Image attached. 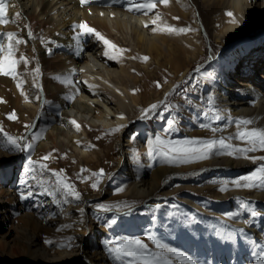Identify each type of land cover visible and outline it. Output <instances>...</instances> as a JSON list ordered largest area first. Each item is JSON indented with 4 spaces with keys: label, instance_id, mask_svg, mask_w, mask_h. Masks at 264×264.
I'll return each mask as SVG.
<instances>
[{
    "label": "bare ground",
    "instance_id": "obj_1",
    "mask_svg": "<svg viewBox=\"0 0 264 264\" xmlns=\"http://www.w3.org/2000/svg\"><path fill=\"white\" fill-rule=\"evenodd\" d=\"M134 2L143 0H90L85 5H81L80 0H5L6 18L10 22L0 24L2 33L17 31L12 24L17 13L20 16H28L38 12L43 23L51 25L50 31L53 34L50 42L53 44V51L60 66L57 72L47 75L59 93L58 107H55L57 112L54 114L55 110H50L51 129L44 132L38 151H32L35 160L47 164L49 170H41L39 164L30 166L28 162L30 158H24L25 160L22 158L23 151L17 150L8 142L7 137L11 134L3 124H0V128L3 129L0 132V168H4L7 175V178L0 179V264L10 263L9 261H17L18 264H75L76 260L77 264H128L133 259L122 257L124 263L116 259L111 245L112 234L108 231L106 235L103 233V220L97 217L89 198L76 187L74 188L80 193L81 199L76 200L69 196L52 174L59 171L51 168L49 162L41 161L37 155L43 147L52 149L49 142H53V135H56L62 147H68L71 156L85 160L99 157L101 154L96 150L94 141L89 140L92 127L116 128L121 124L119 134L123 133L124 139L131 136L132 122L145 115V110L133 114L136 105L131 98L140 88L143 90L148 88L146 82L138 86V80L146 79L142 68L147 69V66H139L138 62L141 60L139 52L135 48H127L130 51L127 52L126 46L118 37H124L134 46H138L159 66H167V72L172 71V78L167 83V99L171 97L181 80L186 78L191 86L198 90V101L195 104L198 107L195 108L198 112L196 128L188 131V137L178 141L167 139V146L185 140L223 138L235 146L246 147L244 142L235 138L236 122L250 119L253 124L247 127L264 128V0H203L209 4L210 14L200 8L196 10L194 5L198 0H169L167 5L159 3L151 11H130L129 5ZM229 12L233 15L229 16ZM157 16L160 19L157 20ZM154 20L155 24L152 23ZM85 22L95 30L97 28L91 24L107 28L110 25L112 33L109 35L98 32L115 44L116 49L109 50L102 40L94 35L83 34L81 29L75 27ZM167 27L190 30L170 33L165 30ZM78 33L79 43L76 39ZM28 37L31 36L28 34ZM3 42L5 45L8 44L6 38ZM12 43L16 51L20 49L21 44H16L15 40ZM38 48L41 49V46ZM105 52H109V55H105ZM113 56L114 59L111 58ZM192 60H198L197 67L192 68ZM38 64L41 70L45 68L44 59L39 58ZM132 66L136 68L133 70ZM122 77L125 83H122ZM41 79L42 84H46L45 74ZM19 81H23L20 87L17 86ZM38 88L36 73L31 70L28 74L26 70H21L13 81L12 94L22 101L24 110L32 111L35 119L41 123L42 117L38 118L37 114L43 110L44 103L41 101ZM108 90L118 95L121 102L116 103V99L107 94ZM141 93L145 94L142 91ZM9 94L8 77L0 74V97H7ZM47 95L52 94L45 92L44 101L47 100ZM156 105L159 107V103ZM4 109V104L0 101V120L4 115ZM154 113H149L148 117ZM217 116L219 120L216 119ZM73 120L80 125L79 130L71 123ZM199 121H204V125L210 127H200ZM24 124L25 120L18 124L19 131ZM212 128L219 131L213 132ZM61 137L68 141L73 149L66 141L62 142ZM126 141L128 146L123 140L117 139L120 156L109 175L119 172L120 169L130 170L128 175H132V180L128 183V192L136 197L150 195L158 190H169L175 180H170L171 177L165 181L160 180L155 176V172L148 174L142 170L141 163L133 160L130 140ZM249 155L264 156V152L257 151ZM207 161L211 164L212 179L222 185H230L232 181L250 175L264 163L235 156L212 155L207 160L187 165L196 167ZM29 170L33 172L29 173ZM176 170L178 169L167 164V173L163 171L159 177L163 179L169 171ZM28 173L29 175L36 173L38 175L34 176L36 181L27 184L29 180L34 179L30 177L31 175L28 176ZM172 177L175 179L179 176L174 173ZM66 180L69 182L67 178ZM198 185L208 192L218 188ZM184 187L183 185L177 187L180 194L178 200L198 206L199 201L191 198V194L182 195ZM175 191L167 194L174 196ZM219 195L237 198L248 196L264 200V188L243 190L234 188ZM33 197L41 201H32ZM200 201L210 208L213 207V202H206L202 198ZM232 206L234 208L231 215L222 216L234 225V229L225 231L219 228L217 221L212 220L225 241L222 244H229L232 248L230 259L241 258V261L233 259L231 264H259L261 259H264V224L253 226L245 223L250 220L236 214L238 204L235 200ZM260 211L264 215V203ZM201 216L198 212L185 214L180 221L181 216L172 212L168 219L172 222L169 228L167 214L162 217L161 224H157L156 219L151 218V224H145L144 228L157 229L158 232L152 229L151 234L155 237V242L146 234L125 236L123 242L128 238L139 237L149 244L150 254L165 250V255L171 258L173 263L187 264L182 257L167 251L168 248H174L193 258L197 264H201L196 251L209 252L210 249L213 251L207 241L199 240L204 235L197 232L199 227L194 228V231L190 227V223L193 226L203 219ZM28 222L32 223L35 229H30ZM41 229L47 230L46 237L40 233ZM186 231L192 236L187 237ZM71 236L74 237L67 244L61 242L50 246L46 242L47 239L54 237L65 239ZM87 236L92 238L89 245L86 242ZM14 246L21 249L25 255L24 259L18 260L8 254L7 248L13 249ZM150 247H153L154 251H151Z\"/></svg>",
    "mask_w": 264,
    "mask_h": 264
},
{
    "label": "rangeland",
    "instance_id": "obj_2",
    "mask_svg": "<svg viewBox=\"0 0 264 264\" xmlns=\"http://www.w3.org/2000/svg\"><path fill=\"white\" fill-rule=\"evenodd\" d=\"M157 5H159V2ZM194 6L196 10L197 8H200L208 14L211 13L209 4L203 2V0H198L197 4ZM162 8H164V6H162ZM12 24L14 25V28H17V31L12 30L13 33H16L18 36L16 39L26 41L25 43H21L20 49L17 51L15 50V58L19 61L16 69L17 75H19L21 70H26L28 74L31 70L36 73L39 86L38 90L41 101L44 103V108L37 114L38 118L42 117V122L38 123L39 121L37 118L35 119L34 113L29 110H24L22 101L13 96L12 84L15 78L4 75L5 77H8L10 94L7 97H0V101L3 102L5 107L4 115L0 120V124L5 126L12 137L24 138L18 141L22 147L25 145V143H30L33 146L32 151L37 152L41 145L40 140L44 132L46 133V130L49 131L52 126L49 121L50 110H55V107H58L59 93L57 92V89L52 86V82L47 77V75L50 73L52 74V72H57L59 70L60 64L55 57L53 44L50 42L51 35L53 34L50 31L51 25L48 23H43V19L40 17L38 12L29 14L28 16L19 15V17H17L16 15V20L12 21ZM91 26H95V28H97L96 30L100 31L102 35L107 36L109 33H112L110 25L108 28L92 24ZM29 33H31V37H28ZM0 34H3L1 30ZM118 38L126 46L125 50L127 52H130L127 48H135V50L139 52V56L141 58V60L138 62L139 66H147V69L142 68V70L145 72L144 74L146 79L138 80V86L146 82L148 88L146 90L140 88V90L136 92V89H134L135 93L131 100H133L136 106L134 108L133 114H137L141 110L149 109L151 105L159 103L158 110L150 117H140L137 118L135 122L133 121L131 125L132 127L130 128L131 136H126L125 139L123 133L121 135L119 134V130L122 126L121 124H118L116 128L92 127L93 131H91L89 134V140L94 141L96 150L101 154L99 157L87 160L81 159L79 157H73L68 152V147L65 146V148H63L62 144L59 142V138H57L56 135H53V142H49V146L52 149L47 147L41 148L39 154L37 153L39 159L44 162H49L51 168L62 173L73 185V187L79 188L83 195L89 198V202L92 205L91 207L95 209L97 217L103 220V233L106 235V232L108 231L110 234H112L111 245L113 251L123 242L125 236H136L140 234L151 236L153 231L158 232L155 228H150L147 230L144 228L145 224H151L150 221L153 218L156 219L157 224H161L162 217L167 214V225H169V228L172 222L168 219L172 212L181 216L179 219L180 221L182 220L183 216H185V214H195L198 212L203 216V219L201 218L199 222L193 226L190 223L191 226H189L193 229V231L194 228L199 227V231L197 230V232L204 234L202 239L199 240L207 241L210 248L213 249L212 251L209 248V252L196 251V254L200 256L198 261L200 260L199 262H201V264H231L233 263V259L236 261H241V258L236 257L230 259V255L233 253L231 250L232 248L229 244H226L227 246L222 244L225 241L223 237L219 235L216 226H214L216 224L213 221H217L219 228H223L225 231H231L234 229V225L230 221L224 219L223 216L228 217L231 215V212L234 208L232 206L233 200H235V202L238 204L236 207L237 215L249 219L251 221L250 224L253 226H257L259 224L262 225L264 224V215L260 209L264 203V200L248 196L237 198L230 197L228 195L226 197H222L219 195L221 192H228L236 187L233 184H230L227 185L226 191H221V188H223L225 185L217 184V182L212 179L210 174L212 173L210 172L211 164L208 163V161L205 164H200L196 167H191L187 164L168 162V158L165 157L161 151V149H166L167 139L178 141L179 139L188 137V131H192L196 128L195 120H197L196 115L198 112L195 108L198 107L195 104L198 101V90L195 87H192L186 78L181 80L180 84L177 85L174 92H172L171 97L167 99V83L172 78V71L167 72V66H159L155 61H152L143 50L141 51L138 46H134L131 42H129V40L124 39V37ZM40 46L41 49L38 48ZM145 56L148 57L147 61L143 59ZM21 57L24 59H21ZM39 58L44 59L46 69H40L38 64ZM25 60L27 61L26 63L24 62ZM197 64L198 60H192V68L197 67ZM132 68L134 70L136 67L132 66ZM37 69H39V73L36 72ZM43 74H45L46 84H42L41 76H43ZM126 79L131 82V80L128 78ZM116 83L121 85L118 81H116ZM122 83H125L124 77H122ZM141 91L145 94L142 95ZM45 92H50L52 95H47V100L44 101ZM107 94L113 99H116V103L121 102V98L118 95L113 94L111 90H108ZM4 100L7 102L5 103ZM164 105H167V107ZM13 112L15 113L16 118L10 119L9 117ZM55 112H57V110L54 111V114H56ZM201 118L203 119V117ZM23 120H25V124L19 131L18 124L22 123ZM169 121H174L173 130H169ZM199 124L204 125V121H199ZM158 137L164 142L163 144L156 143ZM60 139L62 142L66 141L62 137ZM117 139H121V141L123 140L125 145L127 144L126 139L130 140V150L132 157L134 158L133 160L141 163L142 170H145L148 174H150V172H155V176H157V178L160 180L165 181L170 177V180H175V183L171 186V188H169V190L166 189L165 191L164 189L158 190L150 195L136 197L128 192L127 186H129L128 183L132 180V175H128L130 170L120 169L119 172H113L111 175H109V172H111L115 167L116 159L120 156V148L117 146ZM41 141H43V139ZM66 143L69 144L68 141H66ZM82 144L86 145L85 143ZM69 146L73 149L70 144ZM151 149L155 150L151 151ZM32 151H23L21 153L22 158H31L35 160ZM44 156H49L50 158L48 160H43L42 158ZM167 164L177 168L178 170L169 171L168 175L166 174L162 179L159 177V175L163 171L167 173ZM0 169V179L5 177L7 178L4 168ZM101 169L103 170L102 176L94 175L99 173ZM32 170H29V173L33 172ZM29 173L28 176L31 175L30 177L34 179L30 178L31 180H29L27 184L32 181H36L34 176H38L36 173H31L30 175ZM174 173H176L179 177H175L174 179V177H172ZM93 184H96L97 187H93ZM198 184L216 186V188H218L216 190H209L208 192V190L203 189V187L199 186ZM179 185L185 186L182 189V195L191 194V198L199 201V203H197L198 206H195L193 203L192 205L189 204L191 202L185 203L178 200V198H180V194L177 191V187ZM121 189L123 190L121 191ZM238 189L243 190L245 188ZM173 190H176V195L171 196L167 194ZM188 197H190V195ZM200 198L209 203L213 202V207L210 208L209 206L204 205V203L200 201ZM34 199L35 198L33 197L32 201H41L39 198H37L39 200ZM40 204L42 203L40 202ZM242 204H248L249 208L243 207ZM201 205H204V207H199ZM197 207L199 208L197 209ZM251 210L257 211L259 215L253 218L251 216ZM112 220H115L116 223L112 224ZM204 220H206V222ZM28 225L30 229H35L32 223L28 222ZM158 226L159 225H157V227ZM138 227L143 229L139 230ZM238 229L241 231L240 228ZM40 233L46 237L47 230L41 229ZM185 234L187 237L192 236L189 231H186ZM73 237L74 236L66 237L65 239L54 237V239L47 240L52 242L50 244V246H52L61 242H66L67 244L71 241V239H73ZM91 241L92 238L87 236V245H89ZM146 244L149 246L148 243ZM220 246L222 247L220 248ZM65 248H67V245H65ZM150 249L151 251H154L153 247H150ZM7 250L8 254L18 260L25 258L24 253L18 246H14L13 249L8 247ZM156 253L160 254L158 264H165L166 261H170L171 264H175L172 262L171 258H168L165 255V250ZM9 262L10 263L1 262V264H18L17 261ZM119 262L124 263L125 260L120 259ZM74 263L77 264L78 261L76 260Z\"/></svg>",
    "mask_w": 264,
    "mask_h": 264
},
{
    "label": "snow or ice",
    "instance_id": "obj_3",
    "mask_svg": "<svg viewBox=\"0 0 264 264\" xmlns=\"http://www.w3.org/2000/svg\"><path fill=\"white\" fill-rule=\"evenodd\" d=\"M81 5L88 4L90 0H80ZM163 3L167 5L169 0H143V2H134L129 5V10L135 11H151L157 7V3ZM7 15V4L5 0H0V24H7L9 21L6 18ZM229 16H232L233 13L229 12ZM17 17H19V13H17ZM160 19L157 16V20ZM178 19V18H177ZM153 24L156 23V20L152 21ZM146 27L148 25H145ZM82 30L83 34L87 35H94L95 37L99 38L104 42L109 50L116 49V45L113 44L110 40H107L103 37L98 31L94 28H91L87 25V23H80L75 26ZM154 31L156 29H153ZM165 30L168 32H187L190 29L187 28H180L175 29L172 27H167ZM31 35V33H29ZM17 34L13 32L3 33L0 34V74L5 76H12L16 78L17 76V65L19 61L15 58V46L12 43L15 40L16 44L25 43L26 41L21 39H16ZM7 39L8 44H4V39ZM77 42L79 43L80 34L78 33ZM123 51V50H120ZM105 55H109V52H105ZM115 58V56L111 57ZM21 59H24L21 57ZM145 61L148 60V57L145 56L143 58ZM27 62L26 60L24 61ZM39 73V69L36 70ZM23 81L18 82V87L21 86ZM159 86V84H158ZM39 99V97H37ZM167 107V105H164ZM158 110V105L153 104L149 109L145 110V115L142 118H147L148 114L151 112H156ZM16 118L15 113L13 112L10 117ZM219 120V116L216 117ZM77 130L80 129V125L76 123V121H71ZM253 121L250 119H241L236 122L237 133L235 138L244 142L246 147H238L230 142H226L225 139L221 138L217 139H204V140H185L183 142H177L176 144H169L166 146V149H161L162 154L168 158L169 163H181L187 164L196 161H202L209 159L212 155H228V156H235L236 158H243L246 160L255 161H264V156H250L249 153H255L257 151L264 152V128H249L248 125H252ZM169 130L174 129V121L168 122ZM201 127H210V125H201ZM3 129L0 128V132ZM213 132L219 131L217 128H212ZM7 135V133H5ZM8 142L13 145L19 151H32L33 146L30 143H25L22 147L21 144L18 142L24 138L17 137L13 138L8 136ZM231 138H229L230 140ZM157 144H163L164 142L160 140L158 137L156 140ZM151 147V146H150ZM155 149H151L154 151ZM49 156H44L43 160H48ZM29 165H36L39 164L41 170H49L48 165L44 163H40L39 161L29 159ZM55 177L62 189L69 195L74 197L76 200L81 199V195L79 192L75 190L73 185L67 182L66 178L60 172H53L52 173ZM94 175L102 176L103 170L101 169L99 173ZM236 188H247V189H254V188H264V163H261L260 166L253 171L250 175L242 176L234 181L231 182ZM93 187H97L96 184H93ZM123 189H121L122 191ZM227 185L221 188V191H226ZM26 198V197H22ZM243 207L249 208L248 204H242ZM259 213L255 210H251V216L253 218L257 217ZM251 221H245V223H250ZM112 224H115L116 221L112 220ZM149 239L155 242V237L149 236ZM47 243L51 244V241H46ZM159 247L163 248V245H158ZM116 259L120 260L122 257H131L133 258L128 264H158L160 254L159 253H152L150 254L148 245L139 237L136 238H128L123 243H121L115 250ZM168 252L172 253L173 255L182 257L187 264H197V262L189 257L186 256L183 252H179L177 249L168 248ZM165 264H171L170 261H166ZM259 264H264V259H261Z\"/></svg>",
    "mask_w": 264,
    "mask_h": 264
}]
</instances>
